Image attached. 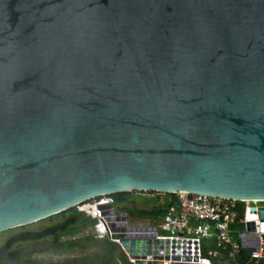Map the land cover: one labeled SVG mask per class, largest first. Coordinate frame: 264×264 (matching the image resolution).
Returning <instances> with one entry per match:
<instances>
[{"label":"water","instance_id":"obj_1","mask_svg":"<svg viewBox=\"0 0 264 264\" xmlns=\"http://www.w3.org/2000/svg\"><path fill=\"white\" fill-rule=\"evenodd\" d=\"M184 189L264 199V0H0V233ZM99 207L135 264L198 260Z\"/></svg>","mask_w":264,"mask_h":264},{"label":"built area","instance_id":"obj_2","mask_svg":"<svg viewBox=\"0 0 264 264\" xmlns=\"http://www.w3.org/2000/svg\"><path fill=\"white\" fill-rule=\"evenodd\" d=\"M173 193L178 197L177 205L170 206L161 219L146 224L158 226L156 238L170 240L171 253L174 251L192 258L198 257V260L192 259L184 262L227 264L221 261L225 253L228 254L229 258L237 260L244 248L240 240L231 233V226L238 222L245 224L244 230L259 236L261 246H264V232L261 231L258 215L259 207L264 206V199H243L181 190L173 191ZM99 200L95 202L91 211L92 218L97 219L95 236L109 238L107 221L99 204L110 202L112 199ZM208 232L215 233L216 248L204 256L202 243ZM262 249L254 251L249 256L252 259L263 258ZM126 255L129 261L135 264L136 259L129 257L128 253ZM213 260L216 262L214 263Z\"/></svg>","mask_w":264,"mask_h":264},{"label":"trees","instance_id":"obj_3","mask_svg":"<svg viewBox=\"0 0 264 264\" xmlns=\"http://www.w3.org/2000/svg\"><path fill=\"white\" fill-rule=\"evenodd\" d=\"M146 193L154 195L157 201H160V205L153 206L150 209H140L136 206H130L127 203L128 196L132 193ZM109 198L113 199L118 210L125 212L131 218L146 217L152 220H159L165 216L168 209L172 205H177L178 197L173 192L156 191V190H131L127 192H116L108 195ZM101 196L88 199L78 205L70 207L59 213L48 216L41 219L39 222H46L44 226L33 229L27 228L13 233L6 241L0 245V264H28L30 257L27 255H20L22 248L14 249V246L24 242L39 243L47 239H51L52 245L55 250L61 249L64 251H71L76 247L91 248L97 247L89 255V259L80 260L78 264H134L129 261L126 253L121 248V245L117 242L109 239L97 238L94 233L90 230L94 224L97 223L96 218H92L91 211L95 205V202L99 200ZM25 226V225H24ZM23 226L17 227L21 228ZM13 229V228H12ZM245 229L244 223H236L231 226V233L239 239V235ZM9 230V229H8ZM90 230V231H89ZM7 231V230H6ZM93 232V231H92ZM82 233L83 235L75 237L77 234ZM216 248V237L214 232H208L202 243L203 255L207 256L210 250ZM227 256L228 254L225 253ZM74 259V260H73ZM66 260L64 263L59 264H70L71 262L77 261V258ZM250 256L246 250H242L241 256L238 258L240 264H249ZM253 263L257 264L258 259H253ZM56 264V263H54Z\"/></svg>","mask_w":264,"mask_h":264},{"label":"rangeland","instance_id":"obj_4","mask_svg":"<svg viewBox=\"0 0 264 264\" xmlns=\"http://www.w3.org/2000/svg\"><path fill=\"white\" fill-rule=\"evenodd\" d=\"M109 194V193H108ZM104 195V194H103ZM107 196V195H106ZM106 196H101V199H107L108 197ZM99 200V201H100ZM129 201L127 204L130 206H136L140 209H150L153 206H158L160 205V201H157L152 194H146V193H132L128 196ZM132 216L129 217V223H135V224H146L148 222H152L153 220L151 218H146V217H138V218H131ZM47 224L46 222H33L30 224H27L21 228H13L9 229L7 231H4L0 233V245H2L8 237H10L13 233H16L20 230L27 229V228H33L37 229L42 226ZM90 231V230H89ZM93 233L92 231H90ZM83 235L82 233L77 234L75 237H79ZM97 237V236H96ZM98 238V237H97ZM117 242V240H115ZM17 248H22L20 250V255H27V257H30V260L28 261V264H59L61 262H65L66 260H70L73 258H77L75 262H71L70 264H78L82 261H85L84 259L90 260L89 255L92 253L94 250L98 249L97 247H91V248H81V247H76L72 249L71 251H64L61 249L55 250L51 239H47L45 241L39 242V243H29V242H24L21 244H17L14 246V249ZM74 260V259H73ZM214 263L216 262L213 260ZM257 264H264V257L258 259ZM253 263V262H251ZM249 263V264H251ZM12 264H19L17 263H12Z\"/></svg>","mask_w":264,"mask_h":264},{"label":"crops","instance_id":"obj_5","mask_svg":"<svg viewBox=\"0 0 264 264\" xmlns=\"http://www.w3.org/2000/svg\"><path fill=\"white\" fill-rule=\"evenodd\" d=\"M252 260L253 259L250 257L249 262H252ZM221 261H223L224 263H227V264H240L238 259L233 260V259L229 258L228 255L226 256L225 254H223ZM114 264H115V262H114ZM117 264H122V263L120 262Z\"/></svg>","mask_w":264,"mask_h":264},{"label":"clouds","instance_id":"obj_6","mask_svg":"<svg viewBox=\"0 0 264 264\" xmlns=\"http://www.w3.org/2000/svg\"><path fill=\"white\" fill-rule=\"evenodd\" d=\"M109 195V194H108ZM108 195H107V197H108ZM99 196H104V195H99ZM109 198V197H108ZM113 200V199H112ZM120 211V210H119ZM120 212H122V211H120ZM106 225H108V223L106 224ZM90 230H92L93 231V233H94V235L96 234V227H95V224L93 225V227L90 229ZM107 230H109L108 229V227H107ZM100 238V237H99ZM100 239H109V238H106V237H104V238H100ZM110 240V239H109ZM112 241V240H111ZM115 242V241H114ZM117 243H119L118 241H117ZM122 248V247H121ZM123 249V248H122Z\"/></svg>","mask_w":264,"mask_h":264},{"label":"bare ground","instance_id":"obj_7","mask_svg":"<svg viewBox=\"0 0 264 264\" xmlns=\"http://www.w3.org/2000/svg\"><path fill=\"white\" fill-rule=\"evenodd\" d=\"M187 190V189H186ZM185 189L183 191H186ZM102 194H107L106 192L102 193ZM40 221V220H39ZM191 257V256H190ZM192 258V257H191Z\"/></svg>","mask_w":264,"mask_h":264}]
</instances>
